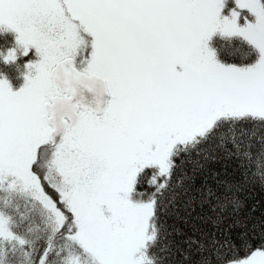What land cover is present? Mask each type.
Here are the masks:
<instances>
[{"label":"snow or ice","instance_id":"snow-or-ice-1","mask_svg":"<svg viewBox=\"0 0 264 264\" xmlns=\"http://www.w3.org/2000/svg\"><path fill=\"white\" fill-rule=\"evenodd\" d=\"M264 0H0V264H264Z\"/></svg>","mask_w":264,"mask_h":264},{"label":"trees","instance_id":"trees-1","mask_svg":"<svg viewBox=\"0 0 264 264\" xmlns=\"http://www.w3.org/2000/svg\"><path fill=\"white\" fill-rule=\"evenodd\" d=\"M253 197L260 200V199H264V192L261 191H255L253 193Z\"/></svg>","mask_w":264,"mask_h":264}]
</instances>
